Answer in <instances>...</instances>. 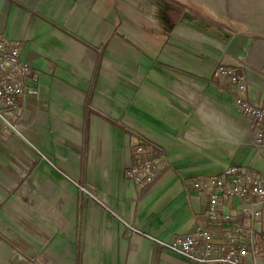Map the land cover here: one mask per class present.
Returning a JSON list of instances; mask_svg holds the SVG:
<instances>
[{"label": "crops", "instance_id": "0c3cea01", "mask_svg": "<svg viewBox=\"0 0 264 264\" xmlns=\"http://www.w3.org/2000/svg\"><path fill=\"white\" fill-rule=\"evenodd\" d=\"M116 11V0H0V32L36 72L5 112L17 129L2 132L0 122V264H194L155 241L206 222L209 196L186 186L230 164L264 173L237 92L215 73L238 64L246 95L264 102V37L213 34L212 53L183 43L156 53L120 32ZM189 31L210 48L209 32ZM139 136L163 156L143 191L127 176ZM81 183L100 187L113 210L98 218L94 241L88 212L80 248Z\"/></svg>", "mask_w": 264, "mask_h": 264}, {"label": "built area", "instance_id": "2783aa9c", "mask_svg": "<svg viewBox=\"0 0 264 264\" xmlns=\"http://www.w3.org/2000/svg\"><path fill=\"white\" fill-rule=\"evenodd\" d=\"M216 74L237 92L234 104L247 123L251 124L250 141L264 152V102L246 95L248 78L238 64L220 63ZM36 72L22 54V47L0 32V122L2 132L17 129L6 116L18 109L17 96L29 89L28 80ZM34 92L39 87L31 88ZM136 144L127 176L140 191L151 187L162 173L163 156L145 138ZM83 188V187H81ZM209 196L206 222L195 231L177 235L169 240L155 238L166 250L186 257L194 264H264V248L256 236L257 218L264 212V173L255 168L228 165L221 174L196 177L190 187ZM236 202L232 209L225 201ZM222 232L219 239L213 230Z\"/></svg>", "mask_w": 264, "mask_h": 264}, {"label": "rangeland", "instance_id": "374dc122", "mask_svg": "<svg viewBox=\"0 0 264 264\" xmlns=\"http://www.w3.org/2000/svg\"><path fill=\"white\" fill-rule=\"evenodd\" d=\"M202 1L205 0H116V21L120 26V32L135 42L138 49L151 48L150 50L156 53L164 46L173 53L180 52L183 43L189 46L188 49L193 47L194 51L196 49L202 54H207L219 47L218 37L224 40L225 36L235 33H251L264 37V0H207L208 8ZM190 2L194 7H188ZM190 29L203 34L209 32L211 49L206 44L209 41L207 38L192 34ZM185 37L189 42L184 40ZM81 184L82 203L79 214L84 241L81 239L78 241L80 248L83 243L87 245L85 236L88 212L92 210L94 241L97 230H102L97 222L98 218L110 213L106 206L113 210L100 187L96 184ZM43 262L45 261L37 260L27 264Z\"/></svg>", "mask_w": 264, "mask_h": 264}, {"label": "trees", "instance_id": "16d2710c", "mask_svg": "<svg viewBox=\"0 0 264 264\" xmlns=\"http://www.w3.org/2000/svg\"><path fill=\"white\" fill-rule=\"evenodd\" d=\"M123 36H124V35H123ZM135 147H136V146L133 147V151L135 150Z\"/></svg>", "mask_w": 264, "mask_h": 264}]
</instances>
